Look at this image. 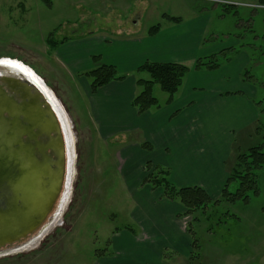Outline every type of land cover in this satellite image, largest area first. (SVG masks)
<instances>
[{"label": "rangeland", "instance_id": "1", "mask_svg": "<svg viewBox=\"0 0 264 264\" xmlns=\"http://www.w3.org/2000/svg\"><path fill=\"white\" fill-rule=\"evenodd\" d=\"M204 12L211 19L201 50L234 56V66H243L242 77L255 88L261 113L251 135L238 133L236 155L252 146L264 150V9L257 0H53L50 7L42 0H0V58L19 60L42 79L65 114L75 157L60 219L37 246L1 257L0 264H97L100 258L119 255L112 245L116 232L138 231L131 218L135 204L127 192L131 184L125 182L118 155L125 139L97 135L85 71L71 70L57 51L69 41L93 37L124 40L137 29V15L144 36L153 26L169 24L167 15L189 19ZM52 41L66 42L54 51ZM233 71L232 81L238 70ZM156 95L165 94L157 88ZM144 170L146 177L153 171L159 175L153 165L152 172ZM240 180L230 185L231 191ZM257 187L256 193L247 191V200L240 196L220 203L208 225L211 230L206 222L194 225L199 258L190 255L192 249L187 254L157 249L146 264H264V168L257 170ZM182 217L187 231L192 217Z\"/></svg>", "mask_w": 264, "mask_h": 264}, {"label": "crops", "instance_id": "2", "mask_svg": "<svg viewBox=\"0 0 264 264\" xmlns=\"http://www.w3.org/2000/svg\"><path fill=\"white\" fill-rule=\"evenodd\" d=\"M136 18L137 29L124 40L114 43L93 37L69 41L57 51L73 71L95 68L98 62L92 57L99 56L100 64L113 65L125 75L91 93L89 99L97 135L125 139L118 155L125 182L131 184L127 192L135 204L131 218L138 231L116 232L112 245L119 255L100 258L97 264H146V257L166 248L189 253L191 240L181 222L185 208L165 198L159 188L143 183L146 164L168 169L177 187L198 186L216 198L233 170L238 133L251 135L249 129L261 115L253 97L255 88L243 80V66L236 68L235 60L216 70L194 68L198 58L210 55L201 50L207 44L204 38L211 19L207 13L170 22L154 36L141 35L140 17ZM146 62L182 63L191 70L172 103L166 104L165 93L156 95V88L162 106L138 114L132 101L140 90L137 79L147 77L137 72ZM233 69L238 70L234 81ZM82 77L90 87L89 79Z\"/></svg>", "mask_w": 264, "mask_h": 264}, {"label": "water", "instance_id": "3", "mask_svg": "<svg viewBox=\"0 0 264 264\" xmlns=\"http://www.w3.org/2000/svg\"><path fill=\"white\" fill-rule=\"evenodd\" d=\"M71 161L45 93L0 62V258L32 249L55 226L68 204Z\"/></svg>", "mask_w": 264, "mask_h": 264}, {"label": "trees", "instance_id": "4", "mask_svg": "<svg viewBox=\"0 0 264 264\" xmlns=\"http://www.w3.org/2000/svg\"><path fill=\"white\" fill-rule=\"evenodd\" d=\"M47 6H52L53 0H42ZM258 5L264 9V0H257ZM230 5V4H226ZM169 21L178 23L181 21L179 17L168 16ZM161 29L160 25L153 26L149 30V35H156ZM66 41L57 42L52 41L50 46L55 51L60 45ZM221 57L220 54L208 55L199 58L194 68L196 70H216L221 68L223 65L232 61L234 56ZM92 60L98 62L95 68L84 72L82 75L90 81L91 93H96L101 87L109 84L112 81H121L125 78V75L119 73L118 69L113 65L100 64V57L93 56ZM190 67L175 62L160 63V62H146L137 72H142L147 75L146 78H138L137 86L139 92L132 101V106L137 110L138 114H143L152 109H159L162 104L155 95V89L159 88L163 93L166 94V104H170L175 99L176 94L179 92L183 85L185 76L189 73ZM247 73V72H246ZM243 80L250 81L246 76L243 75ZM257 104V102H256ZM257 106H259L257 104ZM260 111V109H259ZM261 114V113H260ZM260 119V118H259ZM259 122V120H258ZM258 130V127L256 128ZM143 147L148 150L152 149L149 143H144ZM261 145L252 146L243 153H237L235 156V164L231 175L227 182L224 184L219 199H213L209 193L203 188L198 186L189 187H177L169 178V170L162 166H155L157 172H152V164L148 162L146 168L151 170V174L148 175L144 180V184H149L152 188H162L164 190L165 198L173 201H179L185 208L183 216H191L192 222L188 224L187 232L191 238V256L199 258V242L194 232V225L206 222L208 230H211L212 216L216 210V207L223 201L235 202L240 196H243V200L248 199L247 191L253 190L258 191L257 187V170L264 168V150ZM154 170V169H153ZM157 173V174H156ZM239 186L233 192L230 190V185L237 180ZM264 211V204L262 207ZM209 225V226H208ZM196 254V255H195Z\"/></svg>", "mask_w": 264, "mask_h": 264}, {"label": "bare ground", "instance_id": "5", "mask_svg": "<svg viewBox=\"0 0 264 264\" xmlns=\"http://www.w3.org/2000/svg\"><path fill=\"white\" fill-rule=\"evenodd\" d=\"M0 62H5L6 64H9L11 66H13L14 68H17L19 70H21L22 72H24L27 76H29L31 78V80H33V82L39 87L41 88V90L45 93V95L47 96V98L50 100V102L52 103L53 107L55 108V110L57 111L60 119L63 122L64 125V129H65V134L67 135V142H68V152H69V157L70 159H72V164L74 165V147H73V142H72V138H71V134H70V129H69V125L68 122L65 118V114L60 106V104L57 102V100L54 98V96L52 95L51 91L45 86L44 82L42 81V79L37 76L36 73H34L29 67H27L24 63H22L19 60L16 59H12V58H2V60ZM47 89H46V88ZM74 168V166H73ZM73 168H72V173H71V177L73 176ZM72 181V180H71ZM69 178H68V182L67 184H69ZM68 189H70V187H68ZM67 192V191H65ZM68 202V200H66V203ZM60 216V215H59ZM57 220V219H56ZM56 224V221L54 223V225ZM53 225V226H54Z\"/></svg>", "mask_w": 264, "mask_h": 264}]
</instances>
